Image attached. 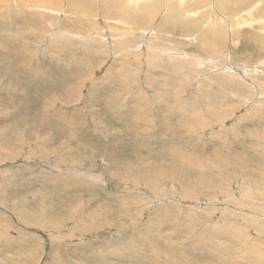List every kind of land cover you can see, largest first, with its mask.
Masks as SVG:
<instances>
[{"label": "rangeland", "instance_id": "374dc122", "mask_svg": "<svg viewBox=\"0 0 264 264\" xmlns=\"http://www.w3.org/2000/svg\"><path fill=\"white\" fill-rule=\"evenodd\" d=\"M23 1L0 0V264H109L139 227L264 264V0Z\"/></svg>", "mask_w": 264, "mask_h": 264}, {"label": "bare ground", "instance_id": "6f19581e", "mask_svg": "<svg viewBox=\"0 0 264 264\" xmlns=\"http://www.w3.org/2000/svg\"><path fill=\"white\" fill-rule=\"evenodd\" d=\"M4 1H6V0H4ZM39 0H34L33 1V3H32V5H31V7H40V8H44V9H46V5H44V4H40L39 2H38ZM40 1H42L43 2V0H40ZM51 1H53V0H49V1H44L47 5H48V7H50V8H52V5H55V4H53L54 3V1H53V3L51 2ZM115 2H118V0H114ZM169 1V4H170V1L172 2V12H176L177 11V5H181L180 4V2H181V0H168ZM183 1V0H182ZM244 1V0H243ZM17 2V1H16ZM23 0H19V2H18V4L19 3H21L22 4V6H23ZM56 2V1H55ZM131 2H133V0L131 1ZM134 2H135V4H137V2L134 0ZM227 2V1H226ZM25 3V2H24ZM39 3V4H38ZM126 4H128V1H126L125 2ZM219 4V3H218ZM119 5V4H118ZM131 5V4H130ZM220 5V4H219ZM258 5V4H257ZM124 6H125V4H124ZM167 7V6H166ZM220 7V6H219ZM251 7V6H250ZM250 7L249 8H246V9H244L241 13H240V15L245 11V12H248L247 14L249 15V16H251V10H250ZM223 9V8H222ZM253 10V9H252ZM157 13V12H156ZM179 13H183V11H179V12H177L176 14L178 15V16H180L181 14H179ZM5 14V13H4ZM247 16V15H246ZM182 18V17H181ZM227 18V17H226ZM225 18V19H226ZM222 19V18H221ZM236 19V25H241L239 22V20L237 19V18H235ZM224 20V19H223ZM258 21V20H257ZM244 22V21H243ZM252 22H256L255 20H247V22L245 21L244 22V25L245 24H252ZM260 22H263L264 23V19H261L260 20ZM227 23H229V22H227ZM230 25V24H229ZM228 25V26H229ZM242 26V25H241ZM55 30V29H54ZM126 30V29H125ZM238 32V31H237ZM57 33V32H56ZM60 33V32H59ZM122 33H124V31L122 32ZM128 33V32H127ZM94 34V33H93ZM241 35V34H240ZM255 37L253 38L255 41H257V39H256V37H258L257 35H255V34H253ZM66 36V35H65ZM60 37H63V36H60ZM67 37V36H66ZM54 38V37H53ZM259 38V37H258ZM261 38V41L262 42H264V36L263 37H260ZM64 39V38H63ZM122 39V38H121ZM192 39V38H191ZM60 40V39H59ZM66 40V39H65ZM90 40V39H89ZM87 42V41H86ZM148 46H146V49H147V51H149V49H151L152 50V48H153V46L152 45H150V44H147ZM56 47V46H55ZM135 48H136V46H134ZM160 47V46H159ZM157 50V49H156ZM164 50V49H163ZM136 51V50H135ZM155 52V51H154ZM159 52V51H158ZM167 53H170L169 51L167 52ZM164 54V53H163ZM171 54V53H170ZM179 55V54H178ZM149 56V55H148ZM155 57H158V56H160V53L159 54H155L154 55ZM175 56V55H174ZM180 56V55H179ZM154 57V58H155ZM153 58V59H154ZM179 58V57H178ZM181 58H183V57H181ZM161 59V58H160ZM166 59H168V58H166ZM172 59V58H171ZM165 60V59H164ZM199 60V59H198ZM197 60V61H198ZM167 61V60H166ZM131 65V64H130ZM197 65H199V63L197 64ZM161 67V66H160ZM228 70L227 71H229V70H231V71H236L235 70V68H233V67H230L229 65H228ZM184 69V68H183ZM225 69V68H224ZM226 70V69H225ZM228 73V72H227ZM239 73V72H238ZM240 74V73H239ZM134 82V81H133ZM94 98H95V96H94ZM96 99V98H95ZM251 106V105H250ZM244 109V108H243ZM219 118V117H218ZM220 119V118H219ZM218 119V120H219ZM188 122V121H187ZM181 123V122H180ZM190 123V122H189ZM213 123V122H212ZM223 124V123H222ZM188 125V124H187ZM193 126V123H191L190 124V126ZM202 127H203V124H202ZM187 128H189V127H187ZM178 129V128H177ZM189 130V129H188ZM187 130V131H188ZM72 135V134H71ZM67 147V146H66ZM73 147V146H72ZM76 148V147H75ZM169 155V157H171V158H173V160L175 161V162H178V161H180L181 163H182V165H183V169L186 171V172H192V173H196L197 172V168H196V166L193 164V163H191L190 161H187L184 157H182V155H179V154H175V152H169L168 153ZM163 155H165V153L163 154ZM162 155V156H163ZM55 177H58V176H55ZM33 178V177H32ZM67 178H65V180L63 181V183H61V182H59V184H61V185H63L64 183H67ZM262 183V182H261ZM76 187H88L87 185H85V184H79V185H77ZM151 188V187H150ZM151 190H152V188H151ZM192 195V194H191ZM229 196V195H228ZM116 201V200H115ZM115 208H118V211H122L123 213H124V211H125V209L123 208V204L121 205L120 204V206H116ZM112 209V207H108L107 208V210L105 211V213H107V212H109L110 210ZM128 212H129V210H128ZM117 214H119V213H117ZM113 215V214H112ZM17 217V216H16ZM109 223H111V222H109ZM108 223V224H109ZM147 223V222H146ZM148 224V223H147ZM149 225V224H148ZM90 226V225H89ZM87 227V230L91 227ZM147 227V226H146ZM152 227V226H151ZM155 227V226H154ZM141 228L139 227V229H135L134 228V230L135 231H137V234H136V237H138V239L140 240V242H137L135 239H132L133 241L132 242H130L129 240H123V241H119L118 242V248H121V249H119V250H121V251H124V250H127L126 252H123V253H120L121 255H119V254H117V253H113V254H111L110 256L112 257L111 259L107 256V258L106 259H109L110 261V263L109 264H126V263H129V264H140V262H138V261H141V262H143L142 261V259H145L146 258V256H148V258H150V255H153V253H154V251H151V248L153 247V246H156L157 247V249H160V250H162V252L164 253V254H166L168 257H171V256H174V257H176V261H173L174 263L175 262H177L176 264H195V260H194V258L192 257V256H190V254H189V243H187L185 246H184V248H182V249H180V251H181V254H186V258L184 259L182 256H181V254H180V252L178 251L179 249H176V248H174L173 246H170V244L168 243V242H164L163 243V240H160V237H163V236H161V233L162 232H160V233H155L154 231H152V230H150V228L148 227V228H146V229H144V230H140ZM155 229V228H154ZM164 232V231H163ZM134 235V234H133ZM173 236V235H172ZM177 237V236H176ZM174 238V237H173ZM182 238V237H181ZM181 238H180V240H181ZM212 239L214 238V237H211ZM131 239V238H130ZM168 239H170V238H168ZM212 241V240H211ZM130 242V243H129ZM174 242H175V240H174ZM178 242V240L176 241V243ZM182 242H183V239H182ZM187 242V241H186ZM116 244V243H115ZM184 244V243H183ZM129 245L134 249V252H131L132 254L130 255V252H129ZM175 246L177 245V244H174ZM147 248H149V251H150V253H148V252H145L144 251V249H147ZM179 248V247H178ZM214 251H215V249H214ZM111 252V251H110ZM115 252V251H114ZM216 252V251H215ZM214 252V253H215ZM96 253V252H95ZM104 253V252H103ZM213 253V254H214ZM153 257V256H152ZM151 257V258H152ZM154 259V258H153ZM171 259H172V257H171ZM97 259H95V261H96ZM152 260V259H151ZM157 261V260H156ZM168 261H169V259H168ZM206 261V260H205ZM120 262V263H119ZM208 262V261H207ZM106 263V262H105ZM150 263H152V262H150ZM145 264H147V263H145ZM162 264V263H161Z\"/></svg>", "mask_w": 264, "mask_h": 264}]
</instances>
